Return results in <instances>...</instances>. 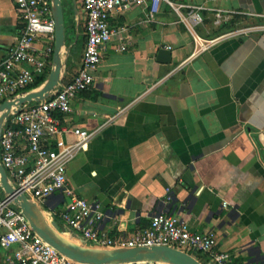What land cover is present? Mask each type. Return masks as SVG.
<instances>
[{"label":"crops","instance_id":"1","mask_svg":"<svg viewBox=\"0 0 264 264\" xmlns=\"http://www.w3.org/2000/svg\"><path fill=\"white\" fill-rule=\"evenodd\" d=\"M63 1L67 33L73 35L65 83L80 66L85 28L81 0H75L78 18L74 0ZM170 1L231 15L216 24L212 12L204 13L195 33L215 40L204 51L166 4L151 19L143 7L110 16L115 35L93 86L65 116L91 134L67 163V185L103 215L99 230L108 239H129L168 209L193 232L212 230L217 248L237 263L256 264L264 253V31L225 34L241 23L264 24V0ZM23 29L15 0H0V62ZM121 46L126 49L119 51ZM161 49L171 52L167 64L158 60ZM63 139L77 141L71 134ZM69 201L55 194L45 208L55 214ZM54 220L64 237L80 240ZM84 248L110 250L86 242ZM5 255L11 252L0 249V264Z\"/></svg>","mask_w":264,"mask_h":264},{"label":"built area","instance_id":"2","mask_svg":"<svg viewBox=\"0 0 264 264\" xmlns=\"http://www.w3.org/2000/svg\"><path fill=\"white\" fill-rule=\"evenodd\" d=\"M15 2L21 12L24 29L8 56L0 62V104L36 89V77L42 76L47 65L52 63L55 26L50 0ZM81 3L85 45L77 72L53 97L24 104L18 113L8 118L1 132L0 162L16 192L33 202L44 219L46 216L50 220L57 218L86 243L109 249L168 246L202 255L205 258L203 264H246L237 263L233 254L219 250L212 230L193 232L168 209L154 214L149 227L136 231L129 239H108L99 230L103 215L85 200L76 198L66 180L68 161L89 141L91 134L69 125L65 116L71 112L72 101L93 86L94 73L115 35L109 25L110 16L133 7H143L146 17L151 19L159 13L160 6L166 4L177 15L178 22L193 34L198 51H204L215 41L204 40L195 33V28L205 21L204 13L212 12L215 23L221 24L231 12L204 5L175 4L170 0H81ZM253 29L264 31V26L237 29L225 36H240ZM125 49L121 46L119 51ZM70 134L77 137L75 143L64 141L63 136ZM55 194L70 201L64 210L54 214L45 209V202ZM0 249L11 252V255H5L4 264H82L60 254L38 237L21 210L3 197L0 198ZM118 264L170 263L140 261Z\"/></svg>","mask_w":264,"mask_h":264},{"label":"water","instance_id":"3","mask_svg":"<svg viewBox=\"0 0 264 264\" xmlns=\"http://www.w3.org/2000/svg\"><path fill=\"white\" fill-rule=\"evenodd\" d=\"M74 13L78 18L76 2L73 1ZM54 21V44L52 67L43 83L36 89L19 95L15 99H7L0 104V136L12 114L18 113L24 104L42 102L53 97L64 84L65 73L71 55V47L67 45V23L62 0H50ZM78 19H76V28ZM171 52L161 49L158 52L160 63L170 62ZM0 189L3 198L8 199L13 207L21 210L33 232L60 254L82 264H118L140 261H163L170 264H203L193 255L168 246H140L110 250H88L84 248L82 239L75 240L64 237L58 223L44 219L36 205L22 193H17L0 162ZM256 264H264V253H259Z\"/></svg>","mask_w":264,"mask_h":264},{"label":"rangeland","instance_id":"4","mask_svg":"<svg viewBox=\"0 0 264 264\" xmlns=\"http://www.w3.org/2000/svg\"><path fill=\"white\" fill-rule=\"evenodd\" d=\"M63 1V0H62ZM63 6H64V13L66 14V12H67V9H66V6H65V3H64V1H63ZM239 24V23H238ZM252 26H254V25H247V24H245V23H241L240 25H239V28L240 29H244V30H246V29H248V28H251ZM256 26H264V24H259V25H255L254 27H256ZM73 39V35H72V33H67V41L69 42V40H72ZM3 197V194H2V191H1V189H0V198H2ZM46 209V208H45ZM98 251V250H97ZM191 254H193V253H191ZM194 255V254H193Z\"/></svg>","mask_w":264,"mask_h":264},{"label":"trees","instance_id":"5","mask_svg":"<svg viewBox=\"0 0 264 264\" xmlns=\"http://www.w3.org/2000/svg\"><path fill=\"white\" fill-rule=\"evenodd\" d=\"M44 79H45V77L42 80H40L34 87H38L40 84H42Z\"/></svg>","mask_w":264,"mask_h":264},{"label":"bare ground","instance_id":"6","mask_svg":"<svg viewBox=\"0 0 264 264\" xmlns=\"http://www.w3.org/2000/svg\"><path fill=\"white\" fill-rule=\"evenodd\" d=\"M45 220L48 221V222L51 221L49 217H47ZM69 236H70V235H67V237H69ZM76 241H77V240H76Z\"/></svg>","mask_w":264,"mask_h":264}]
</instances>
